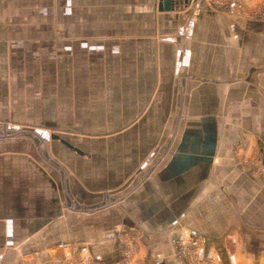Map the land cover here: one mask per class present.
<instances>
[{
    "label": "crops",
    "instance_id": "1",
    "mask_svg": "<svg viewBox=\"0 0 264 264\" xmlns=\"http://www.w3.org/2000/svg\"><path fill=\"white\" fill-rule=\"evenodd\" d=\"M160 2L61 0L54 87L53 38L38 53L4 16L37 0H0V264H264V181L236 162L264 150V21ZM42 55L44 95L21 101L34 71L8 62Z\"/></svg>",
    "mask_w": 264,
    "mask_h": 264
},
{
    "label": "rangeland",
    "instance_id": "2",
    "mask_svg": "<svg viewBox=\"0 0 264 264\" xmlns=\"http://www.w3.org/2000/svg\"><path fill=\"white\" fill-rule=\"evenodd\" d=\"M52 1V7L49 6V2L50 0H37V12L35 13H27V12H20L18 14H4L5 18H15L18 20L19 22V30H13V32H18V36H20V38L23 37H37V43L35 45L36 48H38V53H39V49L42 48V53L44 51V46L42 44L41 38L44 37H52L53 38V77H52V82L54 87L57 86L59 87L61 84V77H60V69H59V61H60V38H61V25H62V17L65 18V20L69 21L70 19L72 20V17H75L74 13H67L65 12L62 13L61 10V0H51ZM209 4H211V0H206ZM225 4H233L232 6L227 7L228 9L224 8V15H226L229 19L235 18L236 20L240 21V22H256V21H264V17L263 18H257L255 17L253 14H255L254 12L261 6H264V2H259V3H254L252 2V0H224ZM212 8L213 7V4ZM49 7H51L52 11H44L41 10L42 8H47V10L49 9ZM215 9V8H214ZM218 10V9H215ZM64 14V16H63ZM192 14L197 18V16L199 15V10H194V12H192ZM35 21V25H36V29L33 28L34 22ZM28 21V22H27ZM28 26V27H27ZM251 31V30H250ZM5 36H10L12 35L11 32L9 30H6L4 32ZM15 35V34H14ZM29 46H33V45H29ZM28 46V47H29ZM27 48V46L25 47ZM43 55H42V60L37 59L38 61L35 62L34 65H26L27 61L22 60L21 58L18 60L14 59V63L13 62H8V64L10 65V68L14 69V68H19L21 70V73H23L22 70H25L28 72L29 68H31V70L34 71L33 74H29V76H20V81H21V86L18 87V91H19V97L21 101H26L28 100V97H33L34 95H44V86H45V73H44V64L45 61L43 60ZM56 61V62H55ZM25 64V65H23ZM29 70V72L32 73V71ZM15 76V75H13ZM11 80H16V77H10ZM82 79V78H81ZM84 80V78H83ZM23 81L25 82V86H23ZM84 83V82H83ZM29 84V86H28ZM35 84V85H34ZM34 89H36V94L34 92ZM250 112H252V110H249ZM264 114V112H263ZM262 122H264V118L262 116L261 118ZM257 125V124H256ZM264 126V123L262 124ZM242 126V125H241ZM240 126V127H241ZM40 126H37L36 129H39ZM63 129H75V128H80L81 130L84 129H95L96 131L98 130L99 132H104L105 130H108V126H73V125H66V126H61ZM246 129V130H245ZM243 131L242 135H245V141H244V145H242V149L243 150H247L250 149L252 144H248L249 142V138H248V133L247 132H251V128H245ZM264 135V127L262 128L261 131ZM60 135H63L64 137H68L70 138V140L72 142H74L75 144H78L80 146L85 147L86 149H92L93 148V144L96 142V144H100L101 146H104V144L107 145V140L106 137L104 136H94V137H89V138H84V139H78L79 136L77 135H71V134H66V133H61L59 132ZM251 138V136H249ZM92 138H98L95 141L92 140ZM90 139V140H89ZM100 139V140H99ZM56 148H62L61 145H56L54 146ZM262 149V146L260 148V144L254 145V152L248 156L243 158L240 161H237L236 157L235 160L237 162V164H239L240 166H244V169H248L251 171V175L254 176L255 178L261 179L264 181V150H260ZM264 149V146H263ZM191 243H188V248L185 251L184 256L186 257L185 259H189V257L194 256L193 252L190 251L191 248L193 247H197L192 245V239H190ZM199 241V240H198ZM191 246V247H190ZM212 262V264H216L215 260L210 261ZM210 262H206L203 264H208Z\"/></svg>",
    "mask_w": 264,
    "mask_h": 264
},
{
    "label": "built area",
    "instance_id": "3",
    "mask_svg": "<svg viewBox=\"0 0 264 264\" xmlns=\"http://www.w3.org/2000/svg\"><path fill=\"white\" fill-rule=\"evenodd\" d=\"M177 1H180V0H177ZM211 2H212L211 4H213V6L219 8V9H224V8L228 9L227 7L233 5V4H225L224 0H211ZM254 13L255 14H253V15L255 17L263 18L264 17V6L259 7ZM192 245L198 246L199 245V241L198 240H192ZM208 264H212V262H210Z\"/></svg>",
    "mask_w": 264,
    "mask_h": 264
},
{
    "label": "water",
    "instance_id": "4",
    "mask_svg": "<svg viewBox=\"0 0 264 264\" xmlns=\"http://www.w3.org/2000/svg\"><path fill=\"white\" fill-rule=\"evenodd\" d=\"M174 2H175V0H161V2H160V8L163 9L162 7H163V5H165L166 10H171ZM61 141L67 147H69L72 150H75L76 152L82 154V152L78 148H76L75 146H73L69 142H67L65 140H61Z\"/></svg>",
    "mask_w": 264,
    "mask_h": 264
}]
</instances>
